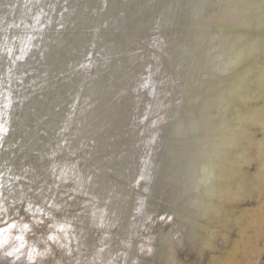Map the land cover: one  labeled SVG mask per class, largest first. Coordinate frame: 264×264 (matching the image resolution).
<instances>
[{
  "label": "rangeland",
  "instance_id": "1",
  "mask_svg": "<svg viewBox=\"0 0 264 264\" xmlns=\"http://www.w3.org/2000/svg\"><path fill=\"white\" fill-rule=\"evenodd\" d=\"M24 1L0 0V26L3 25L0 27V116L6 113L0 117V264H208L213 254L225 255L233 247L248 215L239 224L223 226L219 216L239 217L243 210H257L264 200V195L259 196L254 186L258 183L260 159L253 155L249 161L234 160L236 182L244 185L248 191L246 197L216 198L212 200L215 203L206 199L203 206L206 214L200 216L192 207L198 195L185 194L184 179L176 176L182 164L176 144L180 138L167 137L180 120H186L192 111L201 108L200 104L196 109L190 100L209 92V82L204 77L207 72L202 64L207 50L198 48L208 38L210 25L204 23L214 17L218 6H197L195 18L206 21L190 23L192 28L188 30L181 23L184 17L192 16L188 14L191 11L185 10V0H90V11L83 23L77 12L82 0L74 4L72 0ZM67 10L77 13L70 14ZM18 28L22 31L16 33ZM251 30L264 36L263 29ZM46 35L47 38L43 37ZM245 51L242 50L244 54ZM257 51L255 61L263 65L264 50ZM63 60L67 61L64 67H68H62ZM214 64L218 68L219 63ZM217 73L222 71L214 75L219 76ZM32 76L34 86L30 84ZM251 105L261 106L262 101L258 99ZM29 129L31 134H36L32 138ZM249 131L255 143L264 137L259 126H251ZM16 143L23 145L19 148ZM163 150H172L176 156L169 158ZM251 151L254 153L255 149ZM154 153L159 155L156 159ZM60 171L62 175L58 174ZM229 190L227 186L226 193ZM200 224L204 230L199 229ZM216 229L222 234L212 241L211 249L203 245L208 241L205 232ZM262 232L254 240L256 248H251L246 256L239 255L241 260L247 256L253 260L246 264H264V220ZM253 233L254 229L250 231Z\"/></svg>",
  "mask_w": 264,
  "mask_h": 264
},
{
  "label": "bare ground",
  "instance_id": "2",
  "mask_svg": "<svg viewBox=\"0 0 264 264\" xmlns=\"http://www.w3.org/2000/svg\"><path fill=\"white\" fill-rule=\"evenodd\" d=\"M14 1V0H13ZM64 1V0H63ZM66 1V0H65ZM73 1V4H74V2H76V1H78V2H80L81 0H72ZM199 2L197 3L195 0H185L184 2H185V6L187 7V9H185L186 11H191V12H188V14L189 15H192L191 16V18H190V16H189V18H187V19H185V17H184V19H182L181 20V23H182V28H183V26L185 27V28H187L188 30H190L191 28H192V26H189V24L190 23H193V22H205L206 21V19H197V18H195V13H196V11L198 10V8H197V6H199V5H202V6H204V7H208V8H212V7H216V6H218V12L215 14V15H213L214 17H215V19H213L214 17H209V19H208V23L207 22H205L204 24L205 25H210L209 26V31H208V34H207V39H206V41H205V45L203 44L201 47H199L198 49H200V50H203V52L204 51H206L207 50V54H205L206 56H204V62L202 63L203 64V68L206 70V72H207V75H205L204 77H205V79L209 82V92L206 94V95H204V94H201L200 93V91H199V93L200 94H197V95H195L191 100H190V102L196 107V109H198L199 107V105L201 106V108L200 109H198L197 110V112H194V111H192L191 113L190 112H188V113H190V115L188 116V118H186V120L184 119L183 121L182 120H180V122L178 123V125L174 128V130L172 129L173 127V125L172 126H170V127H172L171 129H172V131H173V133L172 134H170L169 136H167V137H172V136H178L179 138H180V140H178L179 142H183V141H185V140H187V139H189V138H191L192 136H196L198 133H203V134H205V140H206V142L209 140V137L207 136V135H213L214 133H220V131H221V129H223L224 131H230L229 133H227L228 135H227V140L225 141V140H223V141H225V142H227L228 144H229V146H231V147H238V149H241V150H245L246 148H252V149H255V151L254 152H257V154H259V156L260 155H262L263 154V151H264V137H263V139H261L259 142H257V143H255V142H253L251 139V136L249 135V128L251 127V126H259L260 127V129H261V131L264 133V64L263 65H261L260 63H257L256 61H255V58L254 57H256V55L258 54V48H260V49H262L263 48V50H264V42H263V40H264V36L261 34V33H258V32H253L251 29H254V28H260V29H263L264 30V0H198ZM20 2V1H19ZM18 2V3H19ZM23 2H25L24 0H23ZM29 2V1H28ZM68 2H70V0L68 1ZM67 2V3H68ZM12 3H14V2H12ZM22 3V2H21ZM26 3V2H25ZM24 3V4H25ZM60 3V2H59ZM82 4L81 5H79L80 6V10H78L77 11V9L75 10V11H77L78 12V14H79V18L81 19V23H83L84 21H85V17H86V15L88 14V12L90 11L89 9V7H90V4L92 3V2H90V0H82V2H81ZM23 4V3H22ZM23 4V6H25ZM30 4V3H29ZM19 5V4H18ZM63 5V4H62ZM16 6V5H15ZM20 6V5H19ZM23 6H22V8H23ZM45 6H46V4H45ZM44 6V7H45ZM64 6V5H63ZM63 6H62V8H63ZM66 6V5H65ZM64 6V7H65ZM77 6V5H76ZM78 6V7H79ZM192 6H194L193 8H192ZM9 7V6H8ZM7 7V8H8ZM12 7V5H10V8ZM29 7H30V5H29ZM28 7V11H29V9H31V8H29ZM66 7H68V9L70 8L68 5L66 6ZM21 8V9H22ZM73 8H74V6H73ZM200 8V7H199ZM13 10H14V8H12ZM26 9V8H25ZM24 9V10H25ZM65 9V8H64ZM64 9H63V11H64ZM13 10H12V12H13ZM45 10V9H44ZM15 11V10H14ZM18 11V10H17ZM23 13H25L23 10H21ZM26 11V10H25ZM31 11V10H30ZM67 11H69V10H67ZM71 11V10H70ZM69 11V12H70ZM73 11V10H72ZM71 11V12H72ZM9 12H10V9H9ZM21 12V13H22ZM35 12V11H34ZM43 12V11H42ZM70 12V14H74V13H77V12H72L71 13ZM257 12H260V14H257ZM14 14H17V13H15V12H13ZM23 13H22V15H23ZM39 13V12H38ZM8 14V13H7ZM12 14V13H11ZM10 13H9V15H11ZM26 14V13H25ZM28 14V13H27ZM31 14V13H30ZM30 14H29V16H30ZM41 14V13H40ZM54 14V13H53ZM56 14H57V12H56ZM59 14V13H58ZM77 14V15H78ZM90 14V13H89ZM183 14V13H182ZM185 14H187L186 12H185ZM9 15H7V16H9ZM50 15H52V14H50ZM55 15V14H54ZM68 15V14H67ZM66 15V16H67ZM194 15V16H193ZM26 16H28V15H26ZM35 16H38V14L37 15H35ZM16 17V16H15ZM20 17V16H19ZM18 17V18H19ZM33 17V16H32ZM38 17H41V16H38ZM68 17H71V15L70 16H68ZM187 17V16H186ZM3 18V17H2ZM11 18V17H10ZM13 18V17H12ZM17 18V19H18ZM26 18V17H25ZM35 18V17H34ZM51 18V17H50ZM50 18H48V20L49 21H51L50 20ZM55 18H57L56 17V15H55ZM59 18H60V16H59ZM180 18V17H179ZM4 19V18H3ZM2 19V20H3ZM15 18H13V20H14ZM16 19V20H17ZM31 19V18H30ZM29 19V20H30ZM44 19V18H43ZM51 19H53V18H51ZM58 19V18H57ZM195 19V20H194ZM213 19V20H212ZM7 20V19H6ZM8 20H9V18H8ZM19 20H20V18H19ZM24 20V19H23ZM28 20V21H29ZM39 20V19H38ZM42 20V19H41ZM41 20H39V22L41 21ZM61 20V19H60ZM73 20V19H72ZM84 20V21H83ZM12 21V20H11ZM10 21V22H11ZM25 21V20H24ZM54 21H55V19H54ZM57 21V20H56ZM62 21V20H61ZM68 21V20H67ZM175 21V20H174ZM12 22H14V21H12ZM18 23L17 24H19V21H17ZM20 22H22L21 20H20ZM31 22H32V19H31ZM30 22V23H31ZM34 22V21H33ZM65 22V21H64ZM74 22V21H73ZM179 22V21H178ZM8 23V22H7ZM26 23H27V21H26ZM25 23V26L27 25ZM29 23V22H28ZM43 23H45V20L43 21ZM49 23V22H48ZM54 23V22H53ZM180 23V22H179ZM178 23V24H179ZM0 24H2V23H0ZM10 24H12V23H10ZM13 24H15V22L13 23ZM16 24V25H17ZM34 24V23H33ZM37 24V23H36ZM39 24H41V23H39ZM52 24V23H51ZM60 24V23H59ZM68 24V23H67ZM73 24V23H72ZM72 24H69V25H72ZM5 25H8V24H5ZM22 25V27L24 26V24H21ZM29 25H31V24H29ZM29 25H28V27H29ZM53 25V24H52ZM84 25V24H83ZM3 25H1L0 27H2ZM11 26V25H10ZM9 26V27H10ZM19 26V25H18ZM18 26H16V27H18ZM41 26V25H40ZM43 26V25H42ZM180 26V25H179ZM12 27H14V26H12ZM15 27V28H16ZM20 27V26H19ZM31 27V26H30ZM33 27V26H32ZM36 27V26H35ZM37 27H39V26H37ZM54 27V26H53ZM76 27V26H75ZM181 27V26H180ZM7 28V27H6ZM21 28V27H20ZM20 28H18V30L16 31V33L19 31V29ZM34 28V27H33ZM32 28V29H33ZM83 28H84V26H83ZM177 28H179V27H177ZM185 28H183V29H185ZM12 29V28H11ZM29 29H31V28H29ZM48 29V28H47ZM54 29V28H53ZM180 29V28H179ZM205 29V28H204ZM203 29V30H204ZM14 30H16V29H14ZM21 30V29H20ZM25 30H26V28H25ZM22 31V30H21ZM30 31V30H29ZM36 31V30H35ZM39 31V30H38ZM46 31V30H45ZM45 31H42V32H45ZM50 31V30H49ZM34 32V31H33ZM51 32V31H50ZM53 32V31H52ZM19 33V32H18ZM36 33V32H35ZM205 33H207V32H205ZM14 33H12V35H13ZM22 34H24V33H22ZM187 34H188V32H187ZM202 34V33H201ZM15 36H16V34H14ZM37 35V34H36ZM43 35H45V34H43ZM49 35V34H48ZM80 34H78V36H79ZM192 35H193V33H192ZM205 35V34H204ZM211 36V38H210V36ZM10 36V35H9ZM18 36V35H17ZM23 36V35H22ZM38 36V35H37ZM53 36V35H52ZM51 36V37H52ZM11 37V36H10ZM13 37V36H12ZM24 37H25V35H24ZM30 37V36H29ZM31 37H33V36H31ZM40 37V36H39ZM38 37V38H39ZM43 37H45V38H47V35L46 36H43ZM79 37H81V36H79ZM190 37H192V36H190ZM201 37V36H200ZM16 38V37H15ZM42 38V37H41ZM76 38V37H75ZM78 38V37H77ZM198 38V37H197ZM202 38H204V37H202ZM259 39V41H255V39ZM6 39H8V38H6ZM14 39V38H13ZM18 39V37L16 38V40ZM20 39H22V38H20ZM19 39V40H20ZM24 39H26V38H24ZM36 39V38H35ZM35 39H33V40H35ZM53 39V38H52ZM52 39H50V41H52ZM209 39V40H208ZM257 39V40H258ZM10 40V39H9ZM15 40V39H14ZM13 40V41H14ZM29 40H31V38L30 39H28L27 41H29ZM32 40V41H33ZM43 40H48V39H43ZM75 40V39H74ZM7 41V40H6ZM22 41V40H21ZM32 41L30 42L31 44H32ZM57 41V40H56ZM202 41V40H201ZM200 41V42H201ZM8 42V41H7ZM23 42H26V41H24L23 40ZM38 43H39V41H37ZM36 42V40H35V43H37ZM45 42V41H44ZM54 42H55V40H54ZM60 42V41H59ZM79 43H80V41H78ZM16 43V42H15ZM18 43V42H17ZM19 43H20V41H19ZM34 43V44H35ZM37 43V44H38ZM40 43H41V41H40ZM46 43V42H45ZM44 43V44H45ZM48 43V42H47ZM53 43V42H52ZM75 43V42H74ZM78 43V44H79ZM82 43V42H81ZM88 43V42H87ZM7 44V43H6ZM9 44H12V42L11 43H9ZM29 44V43H28ZM28 44H23V45H25V46H27ZM43 44V45H44ZM50 44V43H49ZM59 44V43H58ZM5 45V44H4ZM19 45V44H18ZM36 45V44H35ZM35 45H32L33 47L35 46ZM40 45V44H39ZM38 45V46H39ZM51 45V44H50ZM9 46V45H8ZM31 46V45H30ZM44 46H46V45H44ZM53 46V45H52ZM77 46H80V45H77ZM76 46V47H77ZM2 47H4V46H2ZM7 47V46H6ZM11 47H12V45H11ZM10 47V48H11ZM21 47V46H20ZM19 47V48H20ZM29 47V46H28ZM36 47H37V45H36ZM41 47V46H40ZM82 47V46H81ZM202 47H204V48H202ZM14 48V47H13ZM18 48V49H19ZM22 48V47H21ZM20 48V49H21ZM24 48V47H23ZM46 47H42V49H44V51L46 50L47 51V49H45ZM47 48H49V47H47ZM51 48V47H50ZM79 48V47H78ZM78 48H77V50H78ZM195 48V47H194ZM6 48H4V50H5ZM7 49H9V47L7 48ZM6 49V50H7ZM28 49V48H27ZM30 49V48H29ZM73 49H74V47H73ZM13 50V49H12ZM33 50V49H32ZM35 50V49H34ZM34 50H33V53H34ZM242 50H246L245 51V54H244V52H242ZM14 51V50H13ZM18 51V50H17ZM21 51V50H20ZM26 51V50H25ZM43 50H42V52H44ZM8 52H9V50H8ZM11 52V51H10ZM42 52H41V54H42ZM76 52H78V51H75V53ZM3 53V52H2ZM1 53V54H2ZM5 53V52H4ZM14 53H15V51H14ZM13 53V54H14ZM18 53V52H17ZM16 53V54H17ZM20 53V52H19ZM51 53V52H50ZM80 53V52H79ZM201 53V52H200ZM242 53H243V55H242ZM22 54H23V50H22ZM26 54V53H25ZM25 54H23L24 55V57H26L28 60H29V57H27L28 56V54H26L27 56H25ZM30 54V53H29ZM41 54H38V55H41ZM46 53L44 52V55H45ZM52 54V53H51ZM56 54V53H55ZM54 54V55H55ZM72 54V53H71ZM78 54V53H77ZM3 55H6V53L5 54H3ZM11 55V54H10ZM31 55H33V54H31ZM35 55V54H34ZM60 55V54H59ZM73 55V54H72ZM79 55V54H78ZM18 56V54L15 56V57H17ZM20 56V55H19ZM46 56V55H45ZM44 56V57H45ZM56 56V55H55ZM65 56V55H64ZM64 56H62V57H64ZM201 56V55H200ZM199 56V57H200ZM10 57V56H9ZM13 57V56H12ZM36 57V56H35ZM41 57H42V55H41ZM71 57V56H70ZM8 58V57H7ZM14 58V57H13ZM12 58V59H13ZM20 58V57H19ZM40 58V57H39ZM58 58V57H57ZM177 58V57H176ZM6 59V58H5ZM9 59V58H8ZM7 59V60H8ZM10 59H11V57H10ZM9 59V60H10ZM11 59V60H12ZM14 59H16V58H14ZM18 59V58H17ZM23 59V58H22ZM27 59H25V61L27 60ZM34 59V58H33ZM36 59H38V57H36ZM48 59V58H47ZM54 59V58H53ZM59 59V58H58ZM63 59V58H62ZM76 59H78L77 58V56H76V58H75V60ZM80 59V58H79ZM35 60V59H34ZM44 60V59H43ZM52 60V59H51ZM55 60H57L56 58H55ZM66 60V59H65ZM65 60H63V62L62 61H60L61 63H62V67H64V65H63V63H64V61ZM16 61V60H15ZM22 62H23V60H21ZM32 61V60H31ZM36 61V60H35ZM50 61V60H49ZM49 61H48V63H49ZM53 61V60H52ZM69 61H70V59H69ZM72 61H74V60H71V62ZM2 62V61H1ZM5 61H3L2 63H4ZM13 62V61H12ZM32 62H34V61H32ZM42 62V61H41ZM40 62V64H42ZM47 62V61H46ZM45 62V63H46ZM56 61H54V63H55ZM65 62H67V61H65ZM75 62V61H74ZM214 62H217V64H218V68H215V64H214ZM14 63V62H13ZM15 63H17V62H15ZM28 64L30 63L29 61L27 62ZM37 63V62H36ZM47 63V64H48ZM53 63V62H52ZM53 63V64H54ZM6 64H7V61H6ZM18 64V63H17ZM23 64V63H22ZM34 64H35V62H34ZM39 64V63H38ZM39 64V65H40ZM52 64V66H54ZM56 64V63H55ZM59 63H57V65H58ZM68 64V63H67ZM69 64H70V62H69ZM73 64V63H72ZM71 64V65H72ZM75 64V63H74ZM9 65H11V64H9ZM19 65V64H18ZM30 65H31V67H33V64H31L30 63ZM39 65H37V67H39ZM50 65V64H49ZM66 65V64H65ZM78 65V64H77ZM80 65H81V63H80ZM1 66H5L4 64L3 65H1ZM14 66V65H13ZM15 66H17V65H15ZM20 66H21V64H20ZM25 66H27V65H25ZM29 66V65H28ZM43 66V65H42ZM61 66V65H60ZM67 66V65H66ZM65 66V67H66ZM217 66V65H216ZM8 67V66H7ZM10 67V66H9ZM30 67V69H33V68H31ZM36 67V68H37ZM64 67V68H65ZM68 67V66H67ZM20 68V67H19ZM24 68V67H23ZM26 68V67H25ZM41 68V67H40ZM46 67L44 66V69H45ZM53 68V67H52ZM63 68V69H64ZM72 68V67H71ZM70 68V69H71ZM75 68H78V67H76V65H75ZM202 68V69H203ZM3 69V68H2ZM6 69V68H5ZM13 69V68H12ZM29 69V68H28ZM27 68H26V70H28ZM48 69H49V67H48ZM54 69V68H53ZM9 70V69H8ZM25 70V69H24ZM35 70V69H34ZM37 70V69H36ZM46 70V69H45ZM45 70H44V72H45ZM49 70H51V69H49ZM56 70H58V67H57V69ZM62 69H60V71H61ZM65 70V69H64ZM218 70L221 72L222 71V73H217L219 76H215L214 74L216 73V72H218ZM234 71V73L232 74L231 73V71ZM2 71V70H1ZM10 71H12L11 70V68H10V70H9V72ZM29 71V70H28ZM27 71V72H28ZM38 71V70H37ZM47 72H49L48 70H46ZM63 71V70H62ZM61 71V72H62ZM67 71H69V74L71 75V72H70V70L68 69ZM72 71H74L73 69H72ZM199 71V70H198ZM7 71H4V73H6ZM15 72H17V70L15 71ZM19 72V71H18ZM30 73H31V70L29 71ZM39 72V71H38ZM41 72V71H40ZM46 72V73H47ZM61 72H60V74H61ZM75 72V71H74ZM11 73H13V72H11ZM20 73H21V71H20ZM23 73V72H22ZM25 73V72H24ZM50 73V72H49ZM68 73V72H67ZM231 73V74H230ZM0 74H1V72H0ZM8 74V73H7ZM15 74V73H14ZM39 74V73H38ZM37 74V76H39ZM52 74H53V71H52ZM204 74H206V73H204ZM4 75V74H3ZM13 75V74H12ZM12 75H11V77H12ZM27 75V74H26ZM25 75V76H26ZM40 75H41V73H40ZM44 74H42V76H43ZM47 75V74H46ZM45 75V76H46ZM55 75V74H54ZM69 75V76H70ZM74 76H75V74H73ZM72 75V77H74ZM17 76H19L18 74H17ZM22 76V75H21ZM65 76H66V74H65ZM64 76V77H65ZM203 76V75H202ZM3 77V76H2ZM14 77V76H13ZM27 77V76H26ZM30 77H31V75H30ZM40 77V76H39ZM44 77V76H43ZM47 77V76H46ZM54 77V76H53ZM64 77H62V78H64ZM72 77H71V79H72ZM192 77V76H191ZM18 78H20V77H18ZM202 78V77H201ZM8 79V78H7ZM6 79V80H7ZM16 79H17V77H16ZM15 79V80H16ZM25 80H26V78H24ZM33 79V76H32V78H31V80ZM37 79V78H36ZM44 79V78H43ZM46 79V78H45ZM44 79V80H45ZM66 79V78H65ZM78 79V78H77ZM79 79H81V78H79ZM2 80V79H1ZM10 80V79H9ZM19 80V79H18ZM21 80V79H20ZM20 80H19V83H20ZM41 80V79H40ZM68 80H70V79H68ZM67 80V81H68ZM75 80H76V78H75ZM82 80V79H81ZM205 80V81H206ZM11 81H12V79H11ZM23 81V80H22ZM22 81H21V83H22ZM33 81L34 80H32V81H30V84L31 83H33ZM43 81V80H42ZM46 81V80H45ZM7 83L9 84L10 83V81H7ZM13 83H15V81H13ZM16 83H17V81H16ZM25 83H26V81H25ZM37 83H38V80H37ZM40 83H41V81H40ZM39 83V84H40ZM43 83H44V81H43ZM50 83V82H49ZM57 83V82H56ZM68 83H69V81H68ZM74 83H75V81H74ZM76 83H79V81L77 80L76 81ZM202 83H203V81H202ZM1 84H2V81H1ZM10 84H12V83H10ZM18 84V83H17ZM28 84H29V80H28ZM29 84V85H30ZM46 84H48V83H46ZM54 84V83H53ZM52 84V85H53ZM64 84H65V80H64ZM190 84H191V81H190ZM2 85H6V84H2ZM21 85V84H20ZM33 86H34V83L32 84ZM68 85V84H67ZM66 85V86H67ZM72 85V84H71ZM71 85H69V86H71ZM80 85V84H79ZM193 85H195V84H193ZM200 85V84H199ZM14 86V85H13ZM22 86V85H21ZM27 86V85H26ZM37 86V85H36ZM54 86V85H53ZM52 86V87H53ZM58 86H60V85H58ZM69 86H67V87H69ZM77 87H78V85H76ZM11 87H12V85H11ZM11 87H8V88H10L9 89V91L10 90H12L11 89ZM15 87V86H14ZM25 87V86H24ZM51 87V88H52ZM55 88L57 87V86H54ZM53 87V88H54ZM81 87V86H80ZM20 88V87H19ZM52 88V89H53ZM58 88V87H57ZM79 88V87H78ZM1 90V89H0ZM22 91H23V88L21 89ZM26 90V89H25ZM75 90V89H74ZM74 90H72V91H74ZM3 91V90H2ZM1 91V92H2ZM13 91V90H12ZM4 92V91H3ZM2 92V93H3ZM6 92V91H5ZM18 92V91H17ZM25 92V91H24ZM24 92H23V94H24ZM52 92V91H51ZM76 92H78V90L76 91ZM15 93V92H14ZM18 93H21V92H18ZM53 93V92H52ZM51 94V93H50ZM3 95V94H2ZM6 95V94H5ZM16 95V94H15ZM47 95V94H46ZM45 95V96H46ZM6 96H8V95H6ZM17 96V95H16ZM23 96V95H22ZM9 97V96H8ZM7 97V98H8ZM15 97V96H14ZM26 97V96H25ZM52 97V96H51ZM6 98V99H7ZM13 97H11V99H12ZM16 98V97H15ZM21 98V97H20ZM19 98V99H20ZM54 98V97H53ZM74 98V97H73ZM5 99V98H4ZM18 99V98H17ZM260 100V101H262V105L261 106H258V105H251L253 102H256L257 100ZM1 100V99H0ZM7 100H10V98L9 99H7ZM13 101H14V99H13ZM12 101V102H13ZM64 102H65V100H63ZM67 101V100H66ZM1 102H2V100H1ZM8 102V101H7ZM6 102V103H7ZM11 102V101H10ZM35 102V101H34ZM68 102V101H67ZM72 102V101H71ZM76 102V101H75ZM75 102L73 101V104H75ZM16 103V102H15ZM20 102H18V104H19ZM29 103V102H28ZM27 103V104H28ZM31 103H32V101H31ZM70 103V102H69ZM2 104V103H1ZM11 104V103H10ZM14 104V103H13ZM23 104V103H22ZM26 104V105H27ZM30 104V103H29ZM33 104V103H32ZM65 104V103H64ZM189 104V103H188ZM4 105H6V104H4ZM8 105H9V103H8ZM16 105V104H15ZM57 105H59V103L57 104ZM66 105V104H65ZM3 106V105H2ZM12 106V105H11ZM17 106V105H16ZM60 106V105H59ZM58 106V107H59ZM62 106V105H61ZM66 106H69V104H67ZM7 107H9L10 108V105L9 106H7ZM18 107V106H17ZM23 107H24V105H23ZM29 107H31V106H29ZM28 107V108H29ZM63 107V106H62ZM5 108V107H4ZM65 108V107H64ZM194 108V107H193ZM16 109H18V108H16ZM24 109V108H23ZM31 109V108H30ZM33 109V108H32ZM59 109H61V108H59ZM58 109V110H59ZM7 110H8V108H7ZM27 110V109H26ZM4 111V110H3ZM11 111V110H10ZM61 112V111H60ZM5 112H3L2 113V115L1 116H3V114H4ZM6 114V113H5ZM53 114V113H52ZM51 114V115H52ZM56 114V113H55ZM57 115H59L58 113H57ZM56 115V116H57ZM0 116V117H1ZM53 116H55V115H53ZM74 116H76V114L74 115ZM24 117V116H23ZM50 117V116H49ZM77 117V116H76ZM52 118V117H51ZM3 119H4V117H3ZM7 119V118H6ZM18 119H19V117H18ZM53 119V118H52ZM1 120V119H0ZM9 120H11V119H9ZM23 120V119H22ZM55 120V119H54ZM17 121H19V120H17ZM51 121V120H50ZM26 122V121H25ZM8 123H9V121H8ZM7 123V124H8ZM64 123H66V122H64ZM68 123V122H67ZM70 124H71V122H69ZM26 125H27V123H25ZM54 124V123H53ZM61 124V123H60ZM60 124H58L57 123V126H59ZM62 125V124H61ZM66 125V124H65ZM175 125H176V123H175ZM56 126V127H57ZM63 126V125H62ZM169 126V125H168ZM4 127V126H3ZM24 127V126H23ZM55 127V128H56ZM66 127V126H65ZM68 127H69V125H68ZM0 128H2V126L0 127ZM22 128V127H21ZM60 128V127H59ZM23 129V128H22ZM168 129V128H167ZM166 129V130H167ZM171 129H169V130H171ZM30 130V129H29ZM28 130V131H29ZM59 130V129H58ZM162 130V129H161ZM19 131V130H18ZM59 131H61V130H59ZM163 131V130H162ZM2 132V131H1ZM23 132V131H22ZM30 132V133H29ZM28 133L29 134H31V130L29 131ZM62 132H63V127H62ZM73 132H74V130H73ZM3 133V132H2ZM26 133H27V131H26ZM58 133V132H57ZM75 133V132H74ZM6 134V133H5ZM23 134V133H22ZM28 134V135H29ZM33 134V133H32ZM30 135L29 137H31L32 138V136L35 134H33V135ZM224 134V133H223ZM13 135V134H12ZM24 135V134H23ZM27 135V134H26ZM36 135V134H35ZM162 135V134H161ZM10 136V135H9ZM63 136V135H62ZM61 136V137H62ZM65 136H67V134H65ZM157 135H155V137H156ZM264 136V135H263ZM5 137V136H4ZM12 136H10V138H11ZM26 138L28 137V136H25ZM161 137H163V136H160L159 138H161ZM166 137V138H167ZM36 138H37V136H36ZM68 138V137H67ZM66 138V139H67ZM72 138V137H71ZM158 138V137H157ZM1 139H2V137H1ZM24 139V138H23ZM30 139V138H29ZM210 139L211 140H214L213 139V137H210ZM4 140V139H3ZM6 140V139H5ZM20 140V139H19ZM38 140V139H37ZM37 140H35V141H37ZM65 140V139H64ZM63 140V141H64ZM28 141V140H27ZM30 141V140H29ZM62 141V142H63ZM177 141V140H176ZM66 142L68 143L69 142V140H66ZM20 143H22V142H20ZM35 143V142H34ZM17 144V143H16ZM28 143H26V145H27ZM48 144V143H47ZM61 144H63V143H61ZM65 144V143H64ZM70 144V143H69ZM68 144V145H69ZM18 145V144H17ZM19 145H23V144H19ZM18 145V146H19ZM26 145H25V147H26ZM53 145V144H52ZM59 145H60V141H59ZM58 145V143H57V146H59ZM176 145V144H175ZM51 146V145H50ZM61 146V145H60ZM66 146V145H65ZM28 147V146H27ZM33 146H31V147H29V148H32ZM46 147V146H45ZM67 147V146H66ZM19 148H20V146H19ZM44 148V147H43ZM47 148V147H46ZM49 148H52V147H49ZM54 148V147H53ZM64 147L63 146H61V149H63ZM190 148V150L187 152H185L184 153V158L185 159H187V162L185 163V166L184 167H182L183 168V170L184 171H186L188 168H190L194 163H195V161H194V159H193V156L195 155V153H193V151H192V146H190L189 147ZM208 148V146L206 145V149ZM45 149V148H44ZM55 149H56V147H55ZM51 150V149H50ZM49 149H48V151H50ZM64 150V149H63ZM44 151V150H43ZM54 151V150H53ZM58 151H59V148H58ZM52 152V151H51ZM50 152V153H51ZM54 152H57V151H54ZM66 152V151H65ZM53 153V152H52ZM158 154H160V151L159 152H157ZM162 153V152H161ZM163 153L165 154V155H167L169 158H173L174 157V155L176 154V152H174V151H171V150H166V151H164L163 150ZM208 152H206V154H207ZM174 154V155H173ZM152 156V155H151ZM150 156V157H151ZM159 155H156V153H154V156H153V158L154 159H156L157 157H158ZM156 157V158H155ZM152 158V157H151ZM206 158V156L205 155H202V159H205ZM140 159H142L141 157H140ZM145 158H143L142 160H144ZM148 160H150V159H148ZM152 160V159H151ZM150 160V161H151ZM167 159H164V162L166 161ZM140 161V160H139ZM153 162H154V160H152ZM156 162V161H155ZM154 162V163H155ZM261 163L260 164H262L263 162H262V160L260 161ZM143 163H145V162H143ZM153 163V164H154ZM60 168H61V166H59ZM62 168H64V167H62ZM177 168V167H176ZM175 168V169H176ZM178 169V170H177ZM176 170H177V174H178V171H179V169H180V167L179 168H177ZM61 170V169H60ZM23 171V170H22ZM27 172V171H26ZM25 172V173H26ZM29 172H30V170H29ZM58 172V171H57ZM63 172H64V170H63ZM28 173V172H27ZM27 173H26V175H27ZM181 172H179V177L180 178H182V175L180 174ZM58 174H61V171H60V173H58ZM174 174V173H173ZM176 174V173H175ZM177 174H176V176H177ZM25 175V176H26ZM62 175V174H61ZM172 175V174H171ZM171 175H169V176H171ZM159 176V175H158ZM161 176H162V174H161ZM27 177H29V176H27ZM19 178V177H18ZM36 178H37V176H36ZM35 178V179H36ZM76 178H77V176H76ZM16 178H14V180H15ZM31 179H33L32 177H31ZM30 179V180H31ZM169 179V178H168ZM188 179H189V181L191 182L192 181V179H193V177H188ZM28 180H29V178H28ZM32 181V180H31ZM19 182V181H18ZM27 182V181H26ZM159 182V181H158ZM17 185V184H16ZM183 185V184H182ZM185 185H187L186 183H185ZM22 186V185H21ZM20 186V187H21ZM4 187V186H3ZM10 187V186H9ZM14 187V186H13ZM16 187V186H15ZM19 187V186H18ZM17 187V188H18ZM19 187V188H20ZM6 188V187H5ZM7 190H8V187H7ZM18 190H20V189H18ZM9 191V190H8ZM184 192H185V194H188V195H190L191 193H193V192H195L196 194H200V189L199 188H197V187H195V186H193V185H189V186H185V189H184ZM183 193V192H182ZM198 200H200V201H202L203 202V200L202 199H200V198H198ZM137 208V207H136ZM136 208H134V209H136ZM258 210V209H257ZM100 211V210H99ZM252 211H255V210H252ZM94 212V211H93ZM66 230V229H65ZM168 240V239H167ZM85 256V255H84ZM93 256V255H92ZM91 256V257H92ZM95 256V255H94ZM87 260H89V258L87 259ZM91 260V259H90ZM89 260V261H90ZM92 260H93V258H92ZM84 262V261H83ZM87 262V261H86ZM88 263V262H87ZM103 264H104V262H102ZM106 263V262H105Z\"/></svg>",
  "mask_w": 264,
  "mask_h": 264
},
{
  "label": "flooded vegetation",
  "instance_id": "3",
  "mask_svg": "<svg viewBox=\"0 0 264 264\" xmlns=\"http://www.w3.org/2000/svg\"><path fill=\"white\" fill-rule=\"evenodd\" d=\"M228 134L214 133L213 135H207L209 140L206 142L205 134L200 136L198 133L196 136H192L191 138L179 142L178 145V154L179 159L182 161L180 169L178 171L181 172L182 179H184V184L186 186L193 185L200 189V194L197 197V201L192 202V207H194L200 216H204L206 211H204L203 206L206 203V199H222L226 200L229 198L230 200H237L239 198H244L248 195V191L239 182H236V178L238 177V172L233 167L234 160L241 159L243 161H249L251 156H256L262 160V164L259 167L258 183L255 186V190L259 194V196L264 195V151L263 154L259 156L257 152L252 153V148H246L245 150L238 149V147H231L227 142ZM210 137H213L214 140H211ZM225 140V141H223ZM206 145L208 148L206 149ZM190 146H192V151L195 153L193 159L195 163L188 168L186 171L183 170L182 167L185 166L187 159L184 158V153L190 150ZM172 151V150H171ZM239 151V152H238ZM206 152H208L206 154ZM174 155V154H173ZM202 155H205L206 158L202 159ZM176 154L174 155V157ZM188 177H193L190 182ZM227 186H230L229 192L226 193ZM224 187V188H223ZM198 198L202 199V201L198 200ZM237 198V199H236ZM212 203H215L212 201ZM220 206H216L217 214H221ZM224 207V206H223ZM258 210L249 212L243 210L242 214L239 217H233L225 215L224 217L220 215L221 225L224 224H239L242 219L248 215L247 219H244V225L240 227L238 238L234 242L233 247L229 250L225 255L217 256L212 255L208 264H246L251 263L250 257H245L244 259H240L239 255L243 254L246 256L250 253L251 248H256L254 245V240L260 237L262 232V221L264 220V200L257 208ZM223 226V225H222ZM199 229L204 230V226L200 224ZM254 229V233L251 235L250 231ZM207 233L208 241L203 242V245H208L211 249L214 247L212 241H214L219 234H222L219 230H213ZM258 250V249H257ZM178 262V261H177ZM181 264L180 262H178Z\"/></svg>",
  "mask_w": 264,
  "mask_h": 264
}]
</instances>
